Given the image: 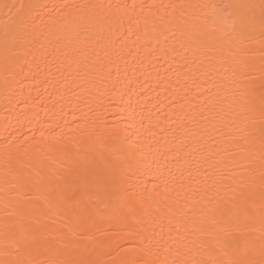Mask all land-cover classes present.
<instances>
[{
	"label": "snow or ice",
	"instance_id": "6c2138e0",
	"mask_svg": "<svg viewBox=\"0 0 264 264\" xmlns=\"http://www.w3.org/2000/svg\"><path fill=\"white\" fill-rule=\"evenodd\" d=\"M0 9L8 15L0 87L8 91L18 76L37 79L43 72V91L52 87L57 96L60 89L49 77L53 67L61 72L58 61L68 58L69 47L74 64L107 67L109 53L89 50V42L110 41L111 23L130 15L171 22L180 10L187 19L172 37L191 59L179 65L177 50H161L159 36L147 30L145 46L157 62L172 56L161 81L172 92L166 107L184 108L197 97L205 102V126L190 130V143L174 129H160L157 139L160 126L151 116L138 123L132 117L126 126L101 124L102 115L81 116L72 128L65 116L75 113L62 106L56 111L55 101L46 109L39 94L31 118L7 104L0 108V264H264V0H20ZM69 25L74 34L62 38L60 30ZM46 34L56 37L52 52L41 39ZM189 64L199 66L195 79ZM115 74L118 80V69ZM72 83L90 91L86 83ZM189 92L197 94L193 100ZM33 123L26 136L21 129ZM169 162L184 165L190 190L201 196L196 205L174 207L177 201L163 195L177 178Z\"/></svg>",
	"mask_w": 264,
	"mask_h": 264
},
{
	"label": "bare ground",
	"instance_id": "6f19581e",
	"mask_svg": "<svg viewBox=\"0 0 264 264\" xmlns=\"http://www.w3.org/2000/svg\"><path fill=\"white\" fill-rule=\"evenodd\" d=\"M20 0H0V4L8 3L15 4ZM27 2V0H24ZM67 3L73 4H93V3H117L126 2V0H65ZM142 2V0H137ZM148 2V0H143ZM164 3L174 4H189L197 2H212V0H163ZM189 13L191 10H186ZM8 19V15L3 9H0V44L3 42V24ZM187 17H180V10L174 14V18L171 20H165L163 23L159 18L149 19L145 21L144 18H137L136 16H129L122 20L119 24L111 23V40H100L96 42L90 40L89 50L95 48V51L99 52L101 48H104L109 56L107 59V67L97 66L95 63H86L80 61L77 64L73 63L71 49L69 47L68 58L64 59L61 56V52H57V56H61V60L58 63L61 64V72L56 73L55 67L52 68V73L49 79L56 84V87L60 89V96H63V101L60 100V96L55 95V89L52 87L47 88V92L43 91L44 85L39 83V80L43 78L44 73H40V77L33 79L31 75L26 77L18 76L17 83L12 89L5 91L3 87H0V108L4 105H9L17 112H24L31 118L33 105L39 103L37 95L44 101V107L46 109H52L53 102L55 101V110L59 111L61 106L65 113H75V115H66L65 120L72 128L77 126V122L81 116L91 120H97L99 116L106 117V121L101 120L99 123H107L109 126L113 124H120L126 126L130 118L135 117L138 123L141 118L152 117V123L159 124V128L156 129L158 135L157 139L161 138L160 129H174L175 135L180 138L189 136L190 130H197L198 127L205 126V122L201 120L200 109L204 108V99L196 97V93L189 92L188 99L193 100L191 104H185L184 108L173 109L166 107L170 105L172 100V92L166 90V86L161 82L165 79V59L169 62L172 61V56L160 59L158 62L152 55V50L145 46L144 31L147 30L149 34H155L159 36L158 47L161 50L176 49L177 52L173 53L179 60V65L185 63V57L191 59V51H181L180 44L177 40L173 39L172 32L178 31L184 27V20ZM118 29V31H117ZM155 29V32L153 30ZM105 31H108L106 26ZM73 27L67 26L60 30L59 35L64 38L65 35L69 37L73 35ZM95 33L90 32L89 36H93ZM165 35L168 39L165 41ZM136 36H140L139 40ZM118 37H122V40H118ZM55 35L46 34L45 37H41L46 47L47 52H52V46L49 45L55 43ZM83 39V37H81ZM151 44L153 48L157 47L156 41L152 40ZM58 47V46H57ZM51 58V57H49ZM31 59V57H29ZM79 59V58H77ZM91 59V58H89ZM179 65L174 64L173 70ZM43 67V65H42ZM192 68V78L195 79L200 75L198 65L189 64ZM118 69L119 79L116 77V70ZM113 71V75L109 76L108 72ZM5 69L2 61H0V81L4 79ZM169 77H172V72L168 73ZM184 75L181 76V80L185 79ZM73 79L77 83H86L88 89L80 90L76 89L72 83ZM115 87V91L111 89ZM173 88H175L173 77ZM183 93H181L182 95ZM79 97V99L77 98ZM87 99L88 106H85V100ZM199 105V108H197ZM40 111V109H36ZM205 113H208L205 109ZM41 116H44V112H40ZM51 115V112H49ZM147 124V119H145ZM40 127H46V125H39ZM37 124H29L27 127H23L21 131L27 136L30 134L29 129L35 130ZM67 132V129H65ZM36 136L39 137V132H36ZM163 136L167 139H171V135L168 131L163 133ZM163 143V140H161ZM43 147V146H42ZM164 149L161 148V151ZM170 160V157H169ZM3 158L0 157V173L3 171ZM168 167L172 168L176 172V182L171 186V189L164 192L163 195L170 198L168 202L172 200L177 201L174 207H182L183 202L187 201L189 204L196 205V201L201 199L193 190L189 188V180L187 172L184 169L183 164L173 165L168 163ZM177 169L184 170V176H180ZM150 179V177L146 178ZM203 182L201 178V183ZM151 187V185H149ZM199 184L192 185V189L199 187ZM200 207H204L203 204L195 207L196 211H199ZM210 207V206H209ZM207 211V208H205Z\"/></svg>",
	"mask_w": 264,
	"mask_h": 264
}]
</instances>
